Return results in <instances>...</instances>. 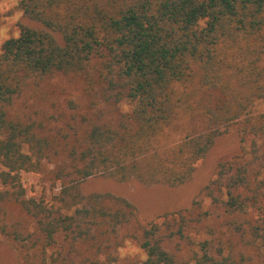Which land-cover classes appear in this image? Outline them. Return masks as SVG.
<instances>
[{"label": "trees", "instance_id": "obj_1", "mask_svg": "<svg viewBox=\"0 0 264 264\" xmlns=\"http://www.w3.org/2000/svg\"><path fill=\"white\" fill-rule=\"evenodd\" d=\"M19 9L40 28L23 26L1 47L0 205H19L33 231L0 232L40 250L41 263L123 264V230L138 211L111 193H83L87 179L177 188L232 127L264 141V112L256 111L264 102V0H21ZM58 74L83 75L90 94L131 110L91 125L58 171L65 182L50 207L26 198L20 174L41 171L53 144L8 109ZM253 156L258 172L233 157L203 191L223 214L245 219L231 225L258 263L208 241L189 260L169 252L165 243L186 239L190 224L178 211L129 235L146 254L141 264H264V179L256 176L264 151Z\"/></svg>", "mask_w": 264, "mask_h": 264}, {"label": "rangeland", "instance_id": "obj_2", "mask_svg": "<svg viewBox=\"0 0 264 264\" xmlns=\"http://www.w3.org/2000/svg\"><path fill=\"white\" fill-rule=\"evenodd\" d=\"M20 1L0 0V52L5 41L20 35L23 26L40 28L38 23L24 16L19 9ZM130 110L131 106L128 104L112 106L97 95L90 94L85 78L80 74H58L49 81L27 88L16 98L8 113L12 118L34 124L39 135L51 141L54 149L51 158L43 162L41 171L20 174L26 198H35L50 207H57L65 182V179L58 177V171L65 166L70 151L84 143L91 125L116 123L123 113ZM256 111L264 112V102L258 103ZM253 151H264V141L252 135L242 138L239 126H234L198 162L192 180L185 185L177 188L148 187L135 181L119 183L98 176L84 181L81 188L86 194L111 193L129 200L136 207L138 216L123 230L126 239L117 253L119 262L123 264H141L146 259L140 245L129 238V235L178 211H183L190 224L185 231L186 239L174 237L165 243L169 252L183 260H189L197 249L195 245L208 241L211 248L213 246L217 249L222 243L227 251L235 254L244 252V255L253 259V263H258L261 259L256 251L251 246H246L234 225H231L232 222H242L245 219L223 214L203 191L215 178L218 165L223 161L239 157L244 164L252 163V169L259 167ZM259 170L260 168L256 169L257 172ZM256 176L264 179V170L261 169ZM2 225H7L9 230L18 227L23 231H33L32 221L21 211L19 205L10 201L0 205V227ZM50 254L51 252L48 256ZM42 257L40 250L24 248L12 236L0 232V264H43Z\"/></svg>", "mask_w": 264, "mask_h": 264}]
</instances>
